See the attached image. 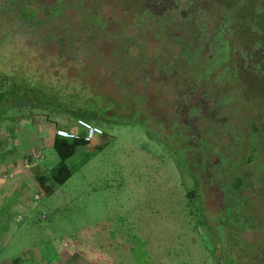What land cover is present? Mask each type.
I'll list each match as a JSON object with an SVG mask.
<instances>
[{
    "label": "rangeland",
    "instance_id": "1",
    "mask_svg": "<svg viewBox=\"0 0 264 264\" xmlns=\"http://www.w3.org/2000/svg\"><path fill=\"white\" fill-rule=\"evenodd\" d=\"M61 1L64 7H56L61 12L50 20L46 10L58 0L33 1L42 22L33 29L2 22L0 34L6 29L13 35L12 44L0 47V67L46 69L55 86L86 88L85 104H100L103 95L121 99L119 110L132 109L116 110L121 117L111 116L113 124H104L108 132L87 146L102 148L84 153L72 174L45 195L35 165L58 160L49 148L52 120L61 128L70 123L62 115L48 120L41 106L17 118L10 139L16 155L0 162V206L10 204L0 264L22 249H30L33 264H221V246L229 243L224 238L235 240L225 229L222 239L216 236L214 220L231 193L230 207L243 222L237 241L250 243L245 252L261 254L264 0ZM121 43L127 58L119 82L125 89L111 74V68L119 71L114 53ZM75 110L71 119L84 114ZM76 120L70 125L81 133ZM181 136L191 142L188 168L206 160L195 187L205 226L192 224L196 214H189L171 158L182 156ZM24 154L33 157L30 162L24 163ZM37 156L42 160L35 162ZM236 175L242 181L234 193L228 184Z\"/></svg>",
    "mask_w": 264,
    "mask_h": 264
},
{
    "label": "trees",
    "instance_id": "2",
    "mask_svg": "<svg viewBox=\"0 0 264 264\" xmlns=\"http://www.w3.org/2000/svg\"><path fill=\"white\" fill-rule=\"evenodd\" d=\"M33 1L35 0H0V27L2 26V22H11V23H23L24 26H32L33 27L38 26L36 22L41 25L42 22H40L39 19L35 18V11L39 8L37 7L38 4L35 3L33 5ZM80 3L83 4L80 0ZM66 5V4H65ZM64 7L63 1L58 0L54 6H51L49 10H46L47 12V19L50 20L52 15L57 14L58 12H61V9H57L56 7ZM41 10L44 9L43 7L40 8ZM48 9V8H47ZM52 14V15H51ZM34 15V17H33ZM58 18V17H57ZM62 18H58L57 20H61ZM2 20V21H1ZM34 20V21H33ZM102 21V20H101ZM33 22L35 24H33ZM92 22H88V24H91ZM83 25V23H81ZM23 25H21L23 27ZM86 25V24H85ZM20 26V27H21ZM100 28V27H99ZM22 30H17V33L21 32ZM12 32V31H11ZM11 32H8L6 29L2 31L0 34V47H6L7 45L12 44L10 41V38L13 34ZM49 35V34H48ZM64 37L67 39V42L69 43V38L65 35ZM58 43L59 41L63 40V36H56ZM122 43L124 44V40L121 38ZM119 47V49L114 53V55L117 57L115 59V64L118 66L119 71H116L114 68H111V74H114L117 78V84L119 85V88L125 89V84H122L119 82L120 79H122L119 75L120 72H124L123 69L126 65V59L127 55L124 53V45ZM85 44V41H84ZM119 55V57L117 56ZM33 71L26 70L25 72L22 69H19L18 67H14L13 70H3L0 67V162L3 159H7L12 157L11 162H13V157L16 155L14 153V148L12 147L13 142L10 141L11 136H13V133L18 129V122L17 118L22 117L26 114H28L32 109H37L41 106L46 108L47 115L49 116L47 119H53L54 115H62V118H65L66 123L72 124L74 120H83L85 122H88L94 126H97L101 133L94 135L90 141H84L82 136H80L81 133H78V131L73 128L70 124H68V127L66 129H69L70 131L77 132L79 135L76 137H61L57 136L55 134V130L57 128H60L61 126L56 122V120L53 121V129L51 130V138H50V144L49 148L52 150L56 155L58 160L53 161L51 163V166L48 165L44 167H38L35 165V168H37L36 174H35V181L36 184L40 190V192L45 194H51L59 185H61L71 174L72 169H74L77 165V160L81 159L84 161V156H82L84 153H94L95 150H100L102 148V145H98L92 149H88V144L93 140L95 136L102 135L104 133H107V129L104 127V124H113L111 121V116L114 117L116 114V110H119L121 104H118V102L121 100L119 98L108 99L106 100V97L102 96L100 97L102 101L100 104L99 102L97 104H85V98L90 97V94H87L86 88H83L80 86V83H78L76 86H72V84H64L61 88L59 85H54L52 80H50L48 77L49 75L46 73H49L46 69L42 72L41 70L37 69L35 66L32 67L31 65L28 66ZM32 67V68H31ZM41 71V72H40ZM80 72V71H79ZM52 81V82H51ZM83 90H86L85 92H81ZM84 93V94H82ZM79 97L83 99H79ZM76 101L73 102L72 101ZM88 100V99H87ZM82 101V102H81ZM106 103V104H105ZM78 104V105H76ZM54 105V107L52 106ZM78 106V107H77ZM132 106V105H131ZM37 107V108H36ZM128 107V108H127ZM73 108L76 112L77 109H82L84 114H74L73 119L70 118V115L68 114L70 109ZM127 108V109H125ZM132 107L129 105H125L121 110L118 111V113H122V111L131 110ZM134 109V108H133ZM120 113V114H121ZM117 116L121 117L120 115L116 114ZM46 117V116H45ZM64 121V120H63ZM123 121V119H122ZM122 121H116L115 124L119 125ZM74 124V123H73ZM262 127V126H260ZM102 128V129H101ZM258 129L255 128V132ZM4 132L5 137L2 139L1 132ZM107 131V132H106ZM254 132V131H253ZM259 132V131H257ZM109 134V133H108ZM191 139L192 134L190 135ZM186 137H182L179 139L181 146L183 150L182 156L180 158L178 157H171L173 164L176 167V171L178 172L180 185L184 187V197L186 199V206L189 212L193 217L196 214V217L194 220H192L193 225H204L205 222L202 211L198 208V194L195 190V187L197 185V171L199 169L203 170L206 167V160L200 161L198 164L195 162L193 164V168H188L187 161L185 159V156L187 153H189L190 145L187 142ZM190 139V140H191ZM12 140V139H11ZM189 140V141H190ZM202 142V141H201ZM201 142L199 145V152H202L201 149ZM12 144V145H11ZM3 146V148H2ZM172 146V145H171ZM25 160L28 162L31 161L33 158L31 155L24 154L22 156ZM192 159L193 157L190 156ZM43 157H36L34 158L35 162H39L42 160ZM10 161V160H9ZM233 166V163L231 164ZM187 175V179L185 180V176ZM242 175H236L232 178L230 183L228 184L230 187V191L235 193L237 188L240 187L241 181H242ZM245 181H247L245 179ZM191 184V186H189ZM13 196V195H12ZM233 195L230 194V197L228 200L230 201V204L226 207V209L223 211L221 216H219V219H215L216 221L214 223V227L216 228L215 234L220 239L223 238V230L225 229L230 235H234V240L231 241L228 236L224 238V241H227L228 244L225 242V248L221 246V250L223 252L221 262L223 263L229 259V264H241V261L245 260L247 261L244 264H251L253 263H259L264 264V251H260L261 254H258V251H249L245 252V247L251 246L250 243H246L243 239L239 238V241H237L236 235H238V231L242 227V223L239 219H241L238 211L232 209L230 206H233L232 201ZM191 204V206H189ZM9 203L4 202L0 206V237L2 236V233L5 229H7L8 220L6 218V214L9 211ZM193 205V206H192ZM243 210L245 207H247V204H243ZM195 206V207H194ZM194 207V209H193ZM243 210H240V214H242ZM253 216V215H252ZM246 218L248 216H245ZM227 221H229L230 225L227 224ZM205 226V225H204ZM214 234V235H215ZM244 247V248H243ZM248 249V248H247ZM3 251V245L1 244L0 240V253ZM231 251V254L235 255V257L230 256L229 253ZM251 252V253H250ZM236 253L238 254L236 257ZM237 260H240L239 263H237ZM221 263V264H222ZM9 264H33V259L31 256L30 249H22L18 251L16 254H12L9 257Z\"/></svg>",
    "mask_w": 264,
    "mask_h": 264
},
{
    "label": "built area",
    "instance_id": "3",
    "mask_svg": "<svg viewBox=\"0 0 264 264\" xmlns=\"http://www.w3.org/2000/svg\"><path fill=\"white\" fill-rule=\"evenodd\" d=\"M76 124L78 128L82 131L80 136H82L84 141H90L94 135L101 133V130L97 126H94L83 120H76ZM55 134L57 136L70 137V138L76 137L79 135L77 132H73V131H70L69 129L61 128V127L55 130ZM26 162L27 160L24 159V163ZM35 197L37 198V194H35Z\"/></svg>",
    "mask_w": 264,
    "mask_h": 264
}]
</instances>
